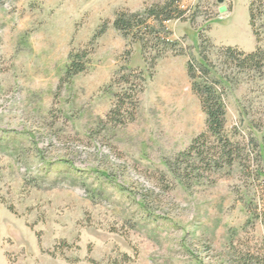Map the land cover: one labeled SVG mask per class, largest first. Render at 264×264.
<instances>
[{
    "label": "rangeland",
    "instance_id": "obj_1",
    "mask_svg": "<svg viewBox=\"0 0 264 264\" xmlns=\"http://www.w3.org/2000/svg\"><path fill=\"white\" fill-rule=\"evenodd\" d=\"M162 1L0 0V264H264V66L221 50L264 45V11L257 43L251 0H180L136 108L109 116L119 67H146L114 15ZM203 54L239 150L213 170L186 156L180 182L166 161L206 129L187 73Z\"/></svg>",
    "mask_w": 264,
    "mask_h": 264
},
{
    "label": "trees",
    "instance_id": "obj_2",
    "mask_svg": "<svg viewBox=\"0 0 264 264\" xmlns=\"http://www.w3.org/2000/svg\"><path fill=\"white\" fill-rule=\"evenodd\" d=\"M180 0H163L143 7L139 12H129L119 10L115 13L112 24L115 29L121 31L125 36H129L140 44L143 61L146 62L145 69H132L128 64L119 67L116 74L122 73L119 81L127 85L123 92L116 93V102L109 112V116L120 114L125 103L129 98L132 110L137 106V94L142 90L147 79L152 77V69L156 60L161 55L160 47L172 46L174 42L167 39L164 31L165 22L172 19L181 18L184 10L179 6ZM264 0H251L248 6L249 26L256 42H259V32L256 28V19L263 14ZM105 30L101 28L94 36H98ZM150 47H156V53L147 55ZM221 50L228 53L231 61L236 67L245 68L254 71H260L264 66V45L257 44L254 50L246 52L238 50L232 46H223ZM87 51L81 50L69 54V64L66 68L65 79L82 71L84 69L83 57H86ZM211 62L206 55H200L198 64L191 61L187 65V73L192 80L191 89L198 96L201 109L205 114V131L195 136L188 147L179 152L174 159L167 160L166 165L172 173L180 179L181 164L187 156L190 167H200L204 170H213L221 168L223 165L231 164L238 154V144L230 141L223 134L225 124V108L222 101V94L216 87L215 80L210 77L212 71ZM126 72V73H125ZM126 110L129 107L125 108ZM131 110V111H132ZM212 136L217 141L214 147L207 146L208 138ZM198 162V163H197Z\"/></svg>",
    "mask_w": 264,
    "mask_h": 264
},
{
    "label": "water",
    "instance_id": "obj_3",
    "mask_svg": "<svg viewBox=\"0 0 264 264\" xmlns=\"http://www.w3.org/2000/svg\"><path fill=\"white\" fill-rule=\"evenodd\" d=\"M219 1H221V0H219Z\"/></svg>",
    "mask_w": 264,
    "mask_h": 264
}]
</instances>
